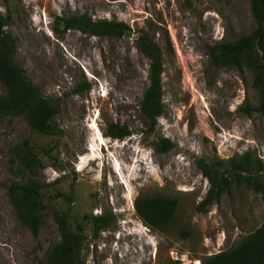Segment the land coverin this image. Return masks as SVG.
<instances>
[{
	"label": "rangeland",
	"instance_id": "374dc122",
	"mask_svg": "<svg viewBox=\"0 0 264 264\" xmlns=\"http://www.w3.org/2000/svg\"><path fill=\"white\" fill-rule=\"evenodd\" d=\"M19 39L15 64L42 94L58 100L60 138L42 136L23 117L0 125V264H45L61 241L56 218L85 231V264H201L196 259L235 247L264 224V195L232 189L208 213L197 210L210 183L199 160L231 159L251 152L264 161V115L248 70L214 66L209 47L234 42L256 28L249 0H0ZM88 14L94 21L125 22L121 39L64 33L57 17ZM146 33L163 49L164 115L155 131L140 112L150 61L137 48ZM170 36L174 51L168 50ZM6 90L0 82V96ZM110 123L132 132L106 136ZM161 139L175 147L156 151ZM30 140L43 161L36 173L20 171L14 149ZM52 148L50 156L44 150ZM32 179L48 206L37 236L17 217L9 198L13 182ZM140 195L177 198L167 234L145 226L135 210ZM110 215L95 234L84 217ZM185 230L190 236L182 234Z\"/></svg>",
	"mask_w": 264,
	"mask_h": 264
},
{
	"label": "trees",
	"instance_id": "16d2710c",
	"mask_svg": "<svg viewBox=\"0 0 264 264\" xmlns=\"http://www.w3.org/2000/svg\"><path fill=\"white\" fill-rule=\"evenodd\" d=\"M256 28L249 34L241 36L234 42H217L209 47V55L214 66L230 67L237 70H248L253 77V87L260 93L258 107H246L248 115L259 113L264 115V0H249ZM56 23L64 33L71 30L94 37H114L121 39L131 32L125 22L94 21L88 14L72 17H57ZM13 19L0 11V82L6 93L0 96V125L7 117L23 116L29 126L42 136L60 138L63 131L57 127L55 120L61 113L58 100L45 97L33 85L23 68L15 64V55L19 39L12 32ZM138 50L150 61L149 86L146 88L140 105V112L155 131L158 121L164 115V54L162 47L151 37L140 32L137 41ZM168 50L174 51L173 43L168 35ZM107 137L124 140L132 135L126 125L110 123L105 131ZM175 147L169 139H161L155 146L156 151L168 153ZM52 148L44 150L50 156ZM14 155L23 176L36 173L43 168V161L34 149L30 140H25L14 149ZM203 176L209 181L210 189L197 210L208 213L213 205L221 204L223 198L232 189L242 187L264 195V161L251 152L228 160L217 158L214 161L199 160L197 162ZM12 183L9 198L18 219L30 228L37 236L48 216V206L44 203L42 187L36 181L24 178ZM180 202L177 198L155 195H140L135 200V210L141 221L155 232L167 234L175 220ZM61 233V241L55 244L45 264H85L82 253L85 245L84 227L78 224L72 230L64 216L56 218ZM92 224L94 233L110 227L113 217H84ZM182 234L190 236L188 231ZM201 264H264V224L247 235L238 245L220 253L196 258ZM168 264H181L170 260Z\"/></svg>",
	"mask_w": 264,
	"mask_h": 264
},
{
	"label": "bare ground",
	"instance_id": "6f19581e",
	"mask_svg": "<svg viewBox=\"0 0 264 264\" xmlns=\"http://www.w3.org/2000/svg\"><path fill=\"white\" fill-rule=\"evenodd\" d=\"M199 264V263H198Z\"/></svg>",
	"mask_w": 264,
	"mask_h": 264
}]
</instances>
